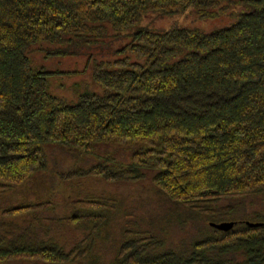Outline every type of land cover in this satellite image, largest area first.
Instances as JSON below:
<instances>
[{"label":"trees","instance_id":"trees-1","mask_svg":"<svg viewBox=\"0 0 264 264\" xmlns=\"http://www.w3.org/2000/svg\"><path fill=\"white\" fill-rule=\"evenodd\" d=\"M192 9L235 15L208 32L139 30L117 58L94 60L110 31ZM37 43L46 56L90 47L99 90L74 103L51 95L52 76L77 72L34 69ZM100 144L129 156L56 179L112 191L1 208L0 264H264L263 215L210 226L233 212L224 201L264 206V0H0V198L48 169L47 145ZM136 186L163 209L131 197Z\"/></svg>","mask_w":264,"mask_h":264},{"label":"rangeland","instance_id":"rangeland-1","mask_svg":"<svg viewBox=\"0 0 264 264\" xmlns=\"http://www.w3.org/2000/svg\"><path fill=\"white\" fill-rule=\"evenodd\" d=\"M234 15L235 13H229L228 15H217L213 18H202L196 10L192 9L186 13L175 15L144 17L137 25L125 31H110L111 35L108 33L110 39L100 47L101 52L97 56L95 55L97 58L94 57V60L117 58L116 51L129 42L132 33L139 30L164 32L169 29L186 28L208 32L226 26L229 23V19ZM50 49H52L50 45L42 43H37L30 47L28 57L34 69L53 73L77 72V74L71 75L59 74L52 76L49 81V92L51 95L60 97L67 103H74L80 94L85 92L94 93L99 90V87L90 79L93 67V60L91 62L87 60L92 57L90 55L93 50L90 47L83 43L69 44L60 48L65 54L46 56L45 53ZM45 151L49 162L48 169L45 172L38 173L26 183L5 193L0 198V209L21 202L45 201L49 198L56 200L66 193H69L68 197H72L81 193L99 194L102 191L111 192L112 187L110 185L96 178L78 180L73 185L57 180L56 176L59 172L89 168L97 163L96 156L98 155L101 157L116 156L115 159L121 162L126 161V157L129 156L128 150H120L121 152L119 151V154H117L118 152L112 150V145L105 146L104 144L97 145L95 150L88 154L77 149H62L58 145H47ZM115 190L114 192L118 194L125 193L122 189ZM128 193H130L131 197L138 199V201L142 198L149 199L157 211L163 209L164 203L161 204L163 201L152 194L146 186H136L130 192L128 191ZM249 199L237 198L220 203L221 206L229 205L233 208V212L223 218L222 222H253L256 220L255 213L264 216V206H262L260 201L258 202L261 205L258 204V198L254 199V204H246ZM190 232L192 233V230L186 231L185 237L191 234Z\"/></svg>","mask_w":264,"mask_h":264},{"label":"water","instance_id":"water-1","mask_svg":"<svg viewBox=\"0 0 264 264\" xmlns=\"http://www.w3.org/2000/svg\"><path fill=\"white\" fill-rule=\"evenodd\" d=\"M234 225V222H222V223H218V224H214V223H211L210 226H212L213 228L219 230V231H228L230 230ZM247 225L251 226V227H257L259 226L260 224L258 223H253V224H250V223H247Z\"/></svg>","mask_w":264,"mask_h":264}]
</instances>
